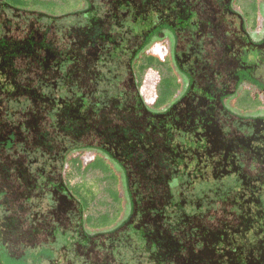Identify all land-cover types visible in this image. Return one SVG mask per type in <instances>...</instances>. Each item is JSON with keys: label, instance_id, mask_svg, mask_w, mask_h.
<instances>
[{"label": "rangeland", "instance_id": "rangeland-1", "mask_svg": "<svg viewBox=\"0 0 264 264\" xmlns=\"http://www.w3.org/2000/svg\"><path fill=\"white\" fill-rule=\"evenodd\" d=\"M40 1L0 0V264H264V0Z\"/></svg>", "mask_w": 264, "mask_h": 264}, {"label": "trees", "instance_id": "trees-1", "mask_svg": "<svg viewBox=\"0 0 264 264\" xmlns=\"http://www.w3.org/2000/svg\"><path fill=\"white\" fill-rule=\"evenodd\" d=\"M32 3L34 4V5H36V6H38V7H47V8H51V9H54V7H50V6H52L51 4H50V6H46V4H48V3H46V2H43V1H40V0H32ZM55 10V9H54ZM57 11V10H56Z\"/></svg>", "mask_w": 264, "mask_h": 264}]
</instances>
